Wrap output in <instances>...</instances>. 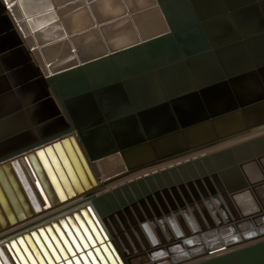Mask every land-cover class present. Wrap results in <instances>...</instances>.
<instances>
[{"label": "water", "instance_id": "water-1", "mask_svg": "<svg viewBox=\"0 0 264 264\" xmlns=\"http://www.w3.org/2000/svg\"><path fill=\"white\" fill-rule=\"evenodd\" d=\"M156 1L167 30L44 77L33 49L0 11V183L19 218L24 213L2 168L31 215L18 182L36 210V195L50 207L90 189L97 181L85 150L91 159L118 152L127 170L111 179L117 180L264 129V0ZM155 179L182 189L187 183L192 197L183 193L199 227L190 224L203 241L199 245L195 237L187 250L177 248L171 260L157 264L203 256L193 264H264V133L131 181L121 188L126 197L120 188L113 194L122 205L134 202L130 188L141 199L148 186L156 189ZM113 194L94 199L100 213L118 207ZM93 205L24 234L36 256L41 249L46 257L37 256L39 264H128L131 248L150 251L131 214L140 241L124 219L133 246L124 242L127 251L121 250ZM150 205L159 216L153 200ZM142 206L143 214L133 207L151 243L170 251L167 238L157 231L159 242L148 231L145 217L153 212ZM14 217L9 213L12 222ZM3 247L11 255L8 244ZM0 255L5 258L1 246Z\"/></svg>", "mask_w": 264, "mask_h": 264}, {"label": "bare ground", "instance_id": "bare-ground-1", "mask_svg": "<svg viewBox=\"0 0 264 264\" xmlns=\"http://www.w3.org/2000/svg\"><path fill=\"white\" fill-rule=\"evenodd\" d=\"M0 11L5 14V17L7 16L12 25L17 29L27 47L29 49L33 48L31 55L36 66L40 67V72L42 74L41 77H44V75H49L57 70L81 63L90 57H95L114 49H119L131 43L144 40L152 35H156L168 29L166 21L156 0H0ZM256 132H259L257 135H261L264 133V129L255 131L253 133ZM257 135H251V137L243 140L240 137L237 138V141L234 139L235 142L229 141L231 143L228 145H224L228 142L222 143L215 147L205 149L199 153H194L181 159L155 164L146 167L145 169L133 172L117 180L111 179L114 178V176H117L118 173L127 170L126 166H123V159L118 152L104 157L91 159L85 150V156L89 161L95 178H97L99 174H103L102 182L104 185H115L104 192L93 195L91 197V201H89L90 199H85V201L81 204H74L72 201L73 199H70L75 197L78 192H75V195H67L66 200L60 199L58 203H51L50 207H45L42 205L41 200L39 199L38 195H36L37 202L40 205V209L36 210L32 205V202L30 201L23 185L18 182L20 190L22 191L26 201L28 202L30 210L32 211L31 215L26 212L16 189L10 182L6 171L2 168L11 194L14 195L18 206L23 211L25 217L19 218L17 216V212L8 196V193L0 183L1 192L5 198V201L3 202L0 200V246L2 247V252L4 255L8 254L7 257H5L8 258V260L5 259L6 262L0 264H15L11 255H13V252L15 251L14 249L16 248H21V256L22 258L24 257L26 259L25 261L27 264L31 262L28 256L29 253L33 256L32 258L35 264H39V261L37 260L38 257L39 259L46 261V257L44 256L41 249L38 248V245L34 240L36 249H39V255H37L38 257L36 256L34 249L30 246L29 242L24 239L25 233H30L32 230L44 226L45 224L50 223L52 220H58L60 217H64L67 213L72 212L76 207L82 204H94L98 211L99 209L96 206L94 199L101 195H106L107 193L113 194L114 189H121L123 185L129 184L131 181H136L139 178H145L147 175H153L154 173H161V171L164 169H169L170 167L176 166L179 163H185L187 160H192L193 158L200 157L204 154H210L216 150L232 146ZM108 161H111V163L108 165L107 170L103 169L106 172H103L98 167V165ZM119 165L121 166L117 170ZM162 165L165 166L161 167L160 169H153ZM163 181L165 186H160L155 179L156 189L148 186L150 193L148 195H143L141 199L137 197L133 189L130 188L131 193L134 195V202L127 201L124 205L121 204L118 196L113 194L114 199L117 201L118 207L112 208L111 211H107L105 213H100L98 211L103 222L109 229V234L111 235L110 238L112 241L115 240L116 244L121 250L125 248L124 242L133 246L130 235L123 225L124 219L127 221L126 224L128 225L132 235L136 240H139V237L142 236L144 240L149 242V252H152V255L150 256L148 255L150 254L148 251H146V253H138L134 248H131V250L128 251L125 248L124 251L127 252L125 253L124 260H126L128 264H136L139 260H147L149 258V264H157L165 260H171L172 256L177 253V248L187 250L189 247L188 242H191V240L195 237L197 238L199 245L203 244V241L201 242L200 237L197 236V234L193 231L190 224L194 221L197 227H199V224L187 203L186 196L183 193V190H186V194L192 197V192L189 186L187 183H184V187L182 189L177 183H174L173 187H170L166 184V179H163ZM203 185L206 187L205 182ZM195 186L201 196L202 193L200 189L196 184ZM97 187H99V185L96 184L92 188L81 193L91 191ZM174 192H177V195L183 199V207L177 204L178 201ZM35 194L37 193L35 192ZM121 194L123 197H126L122 189ZM169 198H171L175 203L174 208H171L168 200ZM149 199L153 200L155 206H157L160 210L161 214L159 216H157L152 210ZM202 199L204 200L203 197ZM61 201L63 202L57 206V209H54V205L59 204ZM142 201L147 203L148 207L153 212L152 217H145L148 231L152 237L157 238V241L159 242L161 240L159 239L158 232L164 238H167L170 251L166 252L167 250H164L165 248L161 245V243L155 245L151 243L148 232L143 227L142 221L138 218L135 208L133 207L135 205L136 209H139L143 214L144 208L142 206ZM164 207L166 208V212L163 210ZM197 210L203 217V213L198 206ZM128 211H130V213ZM9 213L15 215L14 218L16 221L12 222L10 220ZM129 214L133 215L135 223H137L140 227L139 229L141 236L135 229L136 227L129 218ZM177 216H179L183 225L180 223ZM25 218L26 221L21 222V219L23 220ZM31 218H35L31 220L33 225L28 226L27 223L29 224V219ZM3 221H6V223L3 224ZM116 225L119 226V230L115 229ZM176 229L181 231V236L177 235ZM116 235L120 237L119 240L121 244H119L117 238H115ZM168 235H170V239ZM21 236V242L23 244L19 241V237ZM11 241H15L16 248L12 246ZM5 243L8 244L10 252L14 250L11 255L7 253L6 248L3 247V244ZM25 251L29 253L27 254ZM17 252H19V249ZM16 255L17 253L13 255L16 259V262H21L20 256ZM1 258L0 262L2 261ZM204 258L206 257L203 256L194 260L192 259L182 261L178 264H193L203 260Z\"/></svg>", "mask_w": 264, "mask_h": 264}, {"label": "rangeland", "instance_id": "rangeland-1", "mask_svg": "<svg viewBox=\"0 0 264 264\" xmlns=\"http://www.w3.org/2000/svg\"><path fill=\"white\" fill-rule=\"evenodd\" d=\"M33 49V48H32ZM262 132V131H261ZM257 133H259V132H256V133H253V134H250V135H246L247 137H241V139L243 140V139H247L248 137H251V135L252 136H254V134H256L257 135ZM240 139V140H241ZM239 140V139H238ZM236 141H237V139H236ZM231 142H235V140H233V141H231ZM231 142H228V143H226V144H224V145H228L229 143H231ZM223 145V146H224ZM223 146H221V147H223ZM215 149H217V148H215ZM9 162H10V160H9ZM111 163V161H108V162H103V163H101V164H99L98 165V167L103 171V172H106L105 170H107V167H108V165ZM163 166H165V165H162V166H157V167H155V168H153V169H160L161 167H163ZM167 166V165H166ZM120 168V165L117 167V170ZM103 169H105V170H103ZM153 169H151V170H153ZM100 170V171H101ZM151 170H149V171H151ZM97 177V176H96ZM102 179H103V174H99L98 175V177L96 178V181H97V185H99V187H97V188H94L93 190H91V191H88V192H84V193H77L76 194V196L75 197H73V198H70V197H68V198H70V199H73L72 201H73V203L74 204H81V203H83L84 201H85V199L86 200H89V201H91V197L93 196V195H95V194H97V193H101V192H104L105 190H107V189H110L113 185H115V184H110V185H104L103 184V182H102ZM63 201H61L59 204H57V205H54V209H57V206H59L61 203H62ZM39 214V213H38ZM37 218V217H36ZM33 219H35V218H31V219H29V224L27 223V225L28 226H31V225H33L32 224V222H31V220H33ZM26 221V218L25 219H21V222H25ZM110 224V223H109ZM115 238H117V240H118V243L119 244H121V242H120V237H118L117 235H116V237ZM13 246V245H12ZM19 249V252H20V250H21V248H16V249H14L13 251L15 252H13V251H11V253L13 252V255L14 254H16L17 253V255L16 256H18L19 255V252H17V250ZM24 250V249H23ZM8 253V252H7ZM22 253V251L20 252V254ZM8 255V254H7ZM7 255H5V257H7ZM15 256V257H16ZM2 256L0 255V258H1ZM17 258V257H16ZM4 259H6V260H8V258H4ZM1 262L0 263H5V261H3V257L1 258ZM11 260V259H10ZM21 262H19L20 264H24L23 263V261L22 260H20ZM29 264H33L32 262H30ZM54 264H58V263H54Z\"/></svg>", "mask_w": 264, "mask_h": 264}]
</instances>
